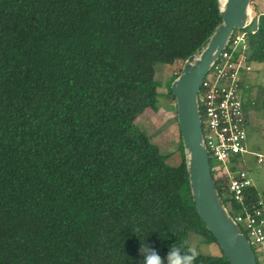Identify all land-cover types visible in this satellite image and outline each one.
<instances>
[{
    "label": "trees",
    "instance_id": "trees-1",
    "mask_svg": "<svg viewBox=\"0 0 264 264\" xmlns=\"http://www.w3.org/2000/svg\"><path fill=\"white\" fill-rule=\"evenodd\" d=\"M220 21L217 0H0V264H142L141 242L166 264L191 232L216 243L180 133L170 166L134 124L159 109L158 66ZM252 23L249 58L262 62L264 11ZM228 184L215 177L232 213ZM243 197L261 199L254 184ZM196 264L229 262L199 252Z\"/></svg>",
    "mask_w": 264,
    "mask_h": 264
},
{
    "label": "water",
    "instance_id": "water-1",
    "mask_svg": "<svg viewBox=\"0 0 264 264\" xmlns=\"http://www.w3.org/2000/svg\"><path fill=\"white\" fill-rule=\"evenodd\" d=\"M221 21L183 62L170 90L183 147L190 193L196 210L229 264H258L245 234L230 215L215 185L205 147L197 93L203 77L230 40L254 18L251 0H217Z\"/></svg>",
    "mask_w": 264,
    "mask_h": 264
},
{
    "label": "built area",
    "instance_id": "built-area-1",
    "mask_svg": "<svg viewBox=\"0 0 264 264\" xmlns=\"http://www.w3.org/2000/svg\"><path fill=\"white\" fill-rule=\"evenodd\" d=\"M253 21L254 18L246 28ZM246 28L234 30L230 40L203 77L197 102L212 175L214 179L229 178V192L234 201L241 205L229 213L245 234L255 256L264 259V201L259 199L257 203L246 207L243 197L245 189L253 182L241 165L246 156L254 152L245 144L249 119L244 114L246 99L243 88L246 74L253 70ZM261 161L262 157H259L257 162Z\"/></svg>",
    "mask_w": 264,
    "mask_h": 264
},
{
    "label": "rangeland",
    "instance_id": "rangeland-1",
    "mask_svg": "<svg viewBox=\"0 0 264 264\" xmlns=\"http://www.w3.org/2000/svg\"><path fill=\"white\" fill-rule=\"evenodd\" d=\"M264 0H253L250 3L253 12L258 10L257 5ZM257 13V11H256ZM255 25V24H254ZM252 26V28L254 27ZM184 62V61H183ZM183 62L175 60L170 64H161L155 73L158 80L159 102L158 111L148 112L138 116L134 127L148 134L151 141L159 146L164 162L167 165L175 166L180 161V156L175 145L178 143V132L174 128V116L170 114L171 97L168 99L167 89L171 84L172 77L181 69ZM253 70L246 74L245 84H248L249 100L245 102L244 114L249 121L246 126L245 144L249 153L243 162V168L248 171L249 177L257 187L260 197L264 200V61L252 62ZM250 87H253L251 90ZM246 91V88L243 89ZM245 99H247L245 97ZM174 102V100H173ZM176 111V108H173ZM179 145V143H178ZM262 157L261 162L257 159ZM213 160L211 165L213 166ZM214 174V168H213ZM188 245L196 248L198 252L208 255H220V248L215 242H204L203 238L193 232L188 234ZM258 264H264V259L256 257Z\"/></svg>",
    "mask_w": 264,
    "mask_h": 264
},
{
    "label": "clouds",
    "instance_id": "clouds-1",
    "mask_svg": "<svg viewBox=\"0 0 264 264\" xmlns=\"http://www.w3.org/2000/svg\"><path fill=\"white\" fill-rule=\"evenodd\" d=\"M139 251L144 257L142 264H165V260L143 242H141ZM198 256L199 252L196 248L185 250L182 246L173 244L167 253L166 264H196Z\"/></svg>",
    "mask_w": 264,
    "mask_h": 264
},
{
    "label": "crops",
    "instance_id": "crops-1",
    "mask_svg": "<svg viewBox=\"0 0 264 264\" xmlns=\"http://www.w3.org/2000/svg\"><path fill=\"white\" fill-rule=\"evenodd\" d=\"M257 8H258L259 11H264V2L261 3L259 1L258 5H257ZM247 87H248V84H245V87L244 88H246V91L243 93L244 94L243 96H244V98L246 97L247 98L246 100L248 101L249 100L248 97H249L250 93L248 92L249 90H248ZM250 88H251V90L253 89V87H250ZM168 99H169V97H168ZM170 101H171L170 105H172V106H170V109L169 110H170L171 116H174V128L176 129L177 132H179L178 125H177V121H176L175 110L173 109L174 108V102H173L172 99ZM177 142L179 143V138H178V141ZM178 143L175 145L176 149H177Z\"/></svg>",
    "mask_w": 264,
    "mask_h": 264
},
{
    "label": "bare ground",
    "instance_id": "bare-ground-1",
    "mask_svg": "<svg viewBox=\"0 0 264 264\" xmlns=\"http://www.w3.org/2000/svg\"><path fill=\"white\" fill-rule=\"evenodd\" d=\"M225 0H221L222 3H224Z\"/></svg>",
    "mask_w": 264,
    "mask_h": 264
}]
</instances>
